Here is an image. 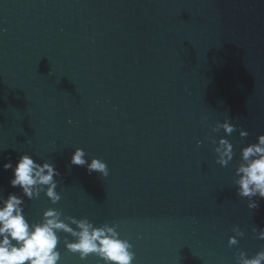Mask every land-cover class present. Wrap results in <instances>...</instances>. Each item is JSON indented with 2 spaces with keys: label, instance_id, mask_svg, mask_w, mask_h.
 I'll return each mask as SVG.
<instances>
[{
  "label": "water",
  "instance_id": "water-1",
  "mask_svg": "<svg viewBox=\"0 0 264 264\" xmlns=\"http://www.w3.org/2000/svg\"><path fill=\"white\" fill-rule=\"evenodd\" d=\"M225 118L236 131L213 132ZM259 134L264 0H0V195L19 194L3 164L24 153L62 180L56 205L27 201L30 220L55 207L115 224L133 264H235L264 247V199L249 209L233 184ZM77 147L109 175L72 165ZM233 226L244 236L229 248ZM59 249V264H103Z\"/></svg>",
  "mask_w": 264,
  "mask_h": 264
},
{
  "label": "clouds",
  "instance_id": "clouds-1",
  "mask_svg": "<svg viewBox=\"0 0 264 264\" xmlns=\"http://www.w3.org/2000/svg\"><path fill=\"white\" fill-rule=\"evenodd\" d=\"M220 129L226 135H231L236 131V126L225 118L223 122L217 121L212 131ZM248 135L246 130H239L240 137ZM211 143L216 145L215 162L221 167L227 166L234 158L233 144L225 136L212 139ZM70 163L85 167L89 174L109 175L104 160L98 157L89 159L80 147L73 151ZM3 168L12 170L9 184L12 188H18L19 194L10 192L7 197L0 195V264H59L61 243L68 252L78 254L81 261L94 255L103 264H133V245L120 236L115 224L97 226L87 217L65 215L55 207L45 208L37 220L27 217V201L39 199L41 194L51 205L61 200L57 191L62 184L59 179L61 174L53 163L47 160L37 162L32 155L24 153L18 157L15 165L9 160L3 164ZM233 184L237 195L247 198L249 209L259 207V201L264 199V134H259L255 142L240 148V162L235 167ZM231 231L233 235L227 241L229 248L238 245V238L244 236L239 226H233ZM252 231L257 240L264 241V228L254 227ZM61 233L66 234L63 239ZM235 264H264V247L251 256L238 251Z\"/></svg>",
  "mask_w": 264,
  "mask_h": 264
}]
</instances>
